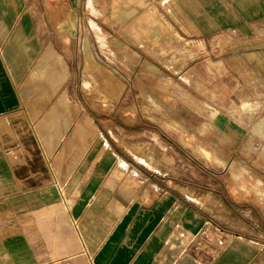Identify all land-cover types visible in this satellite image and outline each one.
Masks as SVG:
<instances>
[{"label": "crops", "instance_id": "crops-1", "mask_svg": "<svg viewBox=\"0 0 264 264\" xmlns=\"http://www.w3.org/2000/svg\"><path fill=\"white\" fill-rule=\"evenodd\" d=\"M73 1L0 0V264H264V0L223 1L244 54L226 134L242 168L219 200L138 168L74 99Z\"/></svg>", "mask_w": 264, "mask_h": 264}, {"label": "rangeland", "instance_id": "rangeland-1", "mask_svg": "<svg viewBox=\"0 0 264 264\" xmlns=\"http://www.w3.org/2000/svg\"><path fill=\"white\" fill-rule=\"evenodd\" d=\"M223 1L74 0L62 18L73 28L74 99L138 168L166 175L190 200L223 199L241 181L226 134L244 54L240 34L222 31L231 19Z\"/></svg>", "mask_w": 264, "mask_h": 264}, {"label": "bare ground", "instance_id": "bare-ground-1", "mask_svg": "<svg viewBox=\"0 0 264 264\" xmlns=\"http://www.w3.org/2000/svg\"><path fill=\"white\" fill-rule=\"evenodd\" d=\"M148 165V164H147Z\"/></svg>", "mask_w": 264, "mask_h": 264}]
</instances>
